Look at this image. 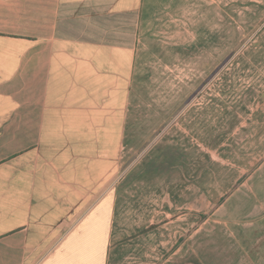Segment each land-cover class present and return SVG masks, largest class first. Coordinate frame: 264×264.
Instances as JSON below:
<instances>
[{
  "label": "crops",
  "instance_id": "1",
  "mask_svg": "<svg viewBox=\"0 0 264 264\" xmlns=\"http://www.w3.org/2000/svg\"><path fill=\"white\" fill-rule=\"evenodd\" d=\"M145 2L0 0V264H155L154 248L164 256L169 221H144L151 202L174 199L150 188L168 182L147 176V156L160 149L130 162ZM123 218L131 221L119 228ZM191 244L160 264H200Z\"/></svg>",
  "mask_w": 264,
  "mask_h": 264
},
{
  "label": "rangeland",
  "instance_id": "2",
  "mask_svg": "<svg viewBox=\"0 0 264 264\" xmlns=\"http://www.w3.org/2000/svg\"><path fill=\"white\" fill-rule=\"evenodd\" d=\"M131 113L130 162L158 147L150 188L175 192L144 218L169 221L150 263L192 243L200 264H264V0H146Z\"/></svg>",
  "mask_w": 264,
  "mask_h": 264
}]
</instances>
